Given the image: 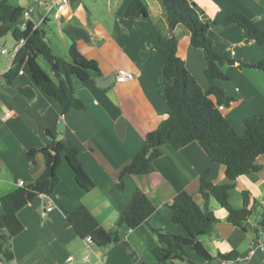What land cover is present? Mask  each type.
Instances as JSON below:
<instances>
[{
  "label": "crops",
  "instance_id": "obj_1",
  "mask_svg": "<svg viewBox=\"0 0 264 264\" xmlns=\"http://www.w3.org/2000/svg\"><path fill=\"white\" fill-rule=\"evenodd\" d=\"M10 1L30 11L29 20L36 27L52 23L53 14L63 33L64 56L69 55L75 44L82 56L97 62L100 74L86 81L72 77L76 94L86 108L63 114L60 104L34 82L27 63L21 68L23 74L18 72L11 81L6 78L16 59L13 36L12 49L0 48V200L20 187V181L33 184L45 172L44 155L39 153L34 161H29L28 153L52 147L60 140L82 149L81 159L96 188L88 192L81 187L76 172L63 156L58 168L61 181L50 196L53 209L48 210L51 207L48 199L39 196L19 211L24 230L11 241L12 259L0 251V264H155L151 251L156 238L148 227L145 224L136 229L117 227L119 219L141 193L155 207L149 219L152 226L187 236L184 227L173 222L169 204L185 191L203 206L202 175L209 171L208 179L213 184H225L228 182L225 169L193 142L179 150L164 145L162 156L153 161L152 172L125 176V189L120 188L119 177L145 145L147 134L168 117V105L157 87L163 67V56L155 49L157 42L161 37L176 36L178 55L206 91L209 81L203 51L192 46L191 34L185 27L170 31L167 13L157 0H143L148 14L141 17L128 15L134 0H69L70 5L60 13L56 7L48 10L55 0ZM190 4L206 26L201 40H211L220 54L237 61L221 67L229 79L218 81V85L233 98L231 105L221 112L242 135L245 119L264 112V71L240 67L239 63L264 60V48L238 24L221 23L227 15L239 12L264 31V0H190ZM48 33L47 30L50 41ZM2 50L7 53L2 54ZM119 70L132 72L135 79L118 82ZM29 91L31 95L27 94ZM8 113L11 116L6 117ZM121 117L125 119L122 135L118 125ZM61 122L65 129L63 138L58 139ZM257 164L264 166V156L258 158ZM235 186L231 202L236 209L243 208V192H249L248 208L254 209L253 214H259V208L264 211V167L257 173L239 177ZM83 206L104 230L118 232L117 243L100 247L88 244L78 235L68 214ZM210 207L220 221L215 223L216 234L202 236L200 241L213 257L232 252L245 255L255 240L263 237L261 229L255 233L261 227L263 215H258L256 223L251 220L250 229L245 232L225 221L228 211L215 200L210 201ZM94 245L98 248H89ZM189 256L194 264H207L192 252ZM210 264L241 263L216 259ZM249 264H264V253H258Z\"/></svg>",
  "mask_w": 264,
  "mask_h": 264
},
{
  "label": "trees",
  "instance_id": "obj_2",
  "mask_svg": "<svg viewBox=\"0 0 264 264\" xmlns=\"http://www.w3.org/2000/svg\"><path fill=\"white\" fill-rule=\"evenodd\" d=\"M157 1L162 4L167 13L170 31L173 32L178 26L185 27L191 34L192 46L203 51L207 62L205 74L209 81V88L204 91L188 71L185 60L178 55L179 42L176 36L161 37L155 46V49L163 56V67L157 87L168 105V117L155 131L147 134L143 148L132 162L123 168L119 177L120 188L125 189L124 178L127 175L150 174L153 161L162 156L164 145H171L179 150L193 142H197L212 161L224 167L228 182L213 184L208 179L210 172L207 171L201 177L200 194L204 200L203 206L196 201L193 194L185 191L179 193L169 204L173 222L182 225L187 236L173 234L168 230L152 226L149 219L155 207L141 193L136 196L126 214L119 219L117 227L127 226L130 229H136L145 224L156 238V244L151 251L156 259L155 264H176V262L194 264L189 252L196 254L207 264L216 259L234 261L239 257L237 252L213 257L200 241V237L216 234L215 223L220 221L210 207L211 200H215L228 211L226 222L232 223L245 232L250 229L254 209L248 208L249 192H243L244 206L241 209H236L232 205L231 196L239 177L257 173L264 167L257 164L258 158L264 156V112L246 118L243 134L237 133L221 110L215 109V105L218 107L224 105L227 108L233 101V98L227 96L220 88L218 81L229 79L222 72L221 67L225 64H235L237 61L220 54L211 40H201L200 35L206 26L191 6L190 0ZM24 12V8L13 5L10 0H0V40L9 35L13 36L16 43L22 39L26 40L6 78L11 81L27 63L34 82L46 96L60 104L63 114L72 109L85 110V104L76 94L72 77L77 76L86 81L100 74L97 62L82 56L75 44L71 46L67 57L56 54L47 39L44 23L38 27L32 22L25 29L18 27ZM147 14V7L143 0H134L128 9L129 16L141 17ZM231 24H238L264 48V31L254 20L242 13L234 12L227 15L221 23V25ZM39 57L47 60L52 74L40 65ZM239 66L264 71V60L255 64L239 63ZM31 93L32 91L27 92L28 95ZM47 133L54 139L51 132ZM52 150L57 153L53 154ZM39 153L43 154L46 160L45 172L35 183L18 187L0 200L2 206L0 251L9 259L13 257L12 239L24 230V224L18 217L19 211L35 198L43 195L51 196L56 192L61 181L58 168L63 156L76 172L77 181L81 187L88 192L96 188L81 159V148L70 146L65 140H60L52 147L31 150L27 155L28 160L34 161ZM68 220L82 239L90 238L92 243L100 247L119 241L118 232L111 233L104 230L84 206L69 212ZM263 223L264 214L261 225ZM259 229V227L256 228V234Z\"/></svg>",
  "mask_w": 264,
  "mask_h": 264
},
{
  "label": "built area",
  "instance_id": "obj_3",
  "mask_svg": "<svg viewBox=\"0 0 264 264\" xmlns=\"http://www.w3.org/2000/svg\"><path fill=\"white\" fill-rule=\"evenodd\" d=\"M69 5H70L69 0H55L52 5L48 6L49 7L48 10L49 12H51L56 7L57 11L60 13V12H63ZM29 18H30V11H26L24 13V19L29 20ZM25 44H26L25 39H22L15 44L14 48L12 49L14 57L17 56L18 52L23 48ZM6 53H7L6 50H2V54H6ZM23 73H24L23 71H20V74H23ZM134 79H135V76L132 72H129L126 70H119L117 73L118 82H127V81H132ZM225 109L226 107L224 105L219 106V110L223 111ZM9 116H11V113L6 114V117H9ZM19 186L25 187L26 184L24 181H20ZM43 196H45L48 199V203L51 206L48 208V210L51 211L53 209L52 199H50V196H47V195H43ZM260 229L263 233V237L256 239L252 247L250 248V250L245 255H242L236 258L234 260L235 262H240L241 264H249V261L254 256H256L258 253H264V223L261 225ZM86 241L88 242V244L92 243L90 238H88Z\"/></svg>",
  "mask_w": 264,
  "mask_h": 264
},
{
  "label": "rangeland",
  "instance_id": "obj_4",
  "mask_svg": "<svg viewBox=\"0 0 264 264\" xmlns=\"http://www.w3.org/2000/svg\"><path fill=\"white\" fill-rule=\"evenodd\" d=\"M12 4L16 5L17 3L12 2ZM26 12V11H25ZM24 12V13H25ZM23 19H24V14H23ZM26 20V19H24ZM51 20L53 21L52 23L50 22V24L48 26H45L44 28L48 31H50V33H48L49 35V39L50 42H52V44L56 45L57 47H53L54 51L56 54L63 56V57H67L64 56L63 52L65 51V44L63 43L62 39H63V33L61 32V30H59V20L54 18V15L51 14ZM21 28L25 29L26 25L24 24ZM1 44H0V48H7V49H12L11 46L13 45V40L11 35L4 37L3 39H1ZM12 51V50H11ZM40 65L48 72L51 73V67L49 65V63L47 62V60L44 57H39L38 59ZM258 213L256 214L254 213L252 215V221L254 223H256V221L258 220V215L262 216L263 215V209L259 208L258 209Z\"/></svg>",
  "mask_w": 264,
  "mask_h": 264
},
{
  "label": "water",
  "instance_id": "obj_5",
  "mask_svg": "<svg viewBox=\"0 0 264 264\" xmlns=\"http://www.w3.org/2000/svg\"><path fill=\"white\" fill-rule=\"evenodd\" d=\"M30 23H31L30 20H24V19H22V20L19 22L18 27L21 28L24 24L27 26V25H29ZM215 109L218 110V106H217V105H215ZM118 125H119V133H120V135H122V133H124V129H125V119H124L123 117L120 118V120H119V122H118ZM64 129H65V127H64V123L61 122V123H60V127H59V135H58V139H62V138H63ZM52 153H53V154H56L57 152H56L55 150H52ZM150 154H151V153H150ZM89 248L92 249V250H95V249L98 248V246L94 245V246L89 247ZM86 253H87V254H90L89 252H86ZM87 254H86V255H87ZM69 264H74V263L72 262V263H69Z\"/></svg>",
  "mask_w": 264,
  "mask_h": 264
},
{
  "label": "clouds",
  "instance_id": "obj_6",
  "mask_svg": "<svg viewBox=\"0 0 264 264\" xmlns=\"http://www.w3.org/2000/svg\"><path fill=\"white\" fill-rule=\"evenodd\" d=\"M218 109H219V107H218Z\"/></svg>",
  "mask_w": 264,
  "mask_h": 264
}]
</instances>
